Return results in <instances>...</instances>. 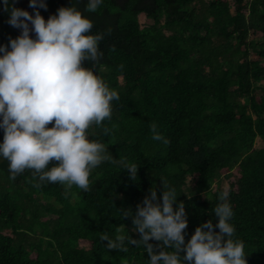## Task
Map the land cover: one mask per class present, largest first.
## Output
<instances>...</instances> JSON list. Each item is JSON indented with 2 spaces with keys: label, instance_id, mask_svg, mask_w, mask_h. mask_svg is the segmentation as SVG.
Returning a JSON list of instances; mask_svg holds the SVG:
<instances>
[{
  "label": "trees",
  "instance_id": "obj_1",
  "mask_svg": "<svg viewBox=\"0 0 264 264\" xmlns=\"http://www.w3.org/2000/svg\"><path fill=\"white\" fill-rule=\"evenodd\" d=\"M45 2L9 5L33 15L40 7L45 19L75 5L93 20L91 32L104 34L102 73L121 93L111 119L93 126L94 138L140 167L132 178L105 161L93 170L90 191L74 186L66 195L63 184L41 183L31 169L11 178L0 157V264H147L140 245L122 252L100 237L123 228L140 239L134 215L154 187L162 201L163 178L179 193L175 207L185 203V243L204 222L218 224L225 180L248 262L264 264V144L256 147L264 142V0H105L95 12L88 0ZM10 15V7L0 13V46L9 50L23 31ZM84 66L99 74L95 61ZM152 122L167 143L153 139ZM4 135L0 126V142ZM150 242L157 252L175 250Z\"/></svg>",
  "mask_w": 264,
  "mask_h": 264
},
{
  "label": "clouds",
  "instance_id": "obj_2",
  "mask_svg": "<svg viewBox=\"0 0 264 264\" xmlns=\"http://www.w3.org/2000/svg\"><path fill=\"white\" fill-rule=\"evenodd\" d=\"M30 2L47 7L45 0ZM104 4L105 0H88L87 9L99 11ZM9 7V23L23 29L11 39V50L7 44L0 46V126L5 129L0 157L9 161L11 178L31 169L41 183L63 184L66 195L74 186L90 191L93 170L105 161L122 165L135 178L140 166L115 158L92 131L94 125L111 119L114 101L121 96L99 64L104 34L91 32L93 20L75 5L59 8L58 15L48 19L40 7L33 15L5 0V8ZM29 21L35 38L30 35ZM85 59L99 65V74L84 66ZM150 127L153 139L168 142L158 123L152 122ZM53 160L59 163L50 166ZM163 180L162 201L154 187L134 215V230L141 238L123 228L115 236L103 232L100 238L109 241L108 249L127 252L129 245H140L150 254L147 264H249L246 241L236 235L229 190L223 191L214 209L218 224L211 219L204 222L185 243L189 223L185 203L180 201L178 209L175 207L179 193L175 185ZM217 226L219 231H215ZM152 238L175 250L155 251L158 245L150 242Z\"/></svg>",
  "mask_w": 264,
  "mask_h": 264
},
{
  "label": "rangeland",
  "instance_id": "obj_3",
  "mask_svg": "<svg viewBox=\"0 0 264 264\" xmlns=\"http://www.w3.org/2000/svg\"><path fill=\"white\" fill-rule=\"evenodd\" d=\"M140 20H141V22H144L145 19H144V15L143 14L140 15ZM31 28L33 30L30 32V35H32L33 38H34L36 32H35V30H34V28L32 26H31ZM263 144H264L263 140L261 138H258L257 141H256V147L257 148L258 147H262ZM220 184H221V187H222L223 190H226L228 188V183L225 180H222V182ZM216 188H217V184H214V189H216Z\"/></svg>",
  "mask_w": 264,
  "mask_h": 264
},
{
  "label": "water",
  "instance_id": "obj_4",
  "mask_svg": "<svg viewBox=\"0 0 264 264\" xmlns=\"http://www.w3.org/2000/svg\"><path fill=\"white\" fill-rule=\"evenodd\" d=\"M1 3V7H0V13L3 12L5 4H4V0H0Z\"/></svg>",
  "mask_w": 264,
  "mask_h": 264
}]
</instances>
